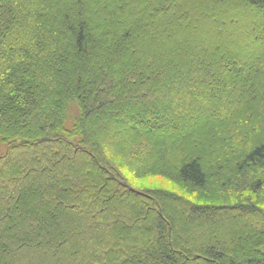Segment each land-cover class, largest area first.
<instances>
[{
    "label": "trees",
    "instance_id": "trees-1",
    "mask_svg": "<svg viewBox=\"0 0 264 264\" xmlns=\"http://www.w3.org/2000/svg\"><path fill=\"white\" fill-rule=\"evenodd\" d=\"M0 144V264H264V0H0Z\"/></svg>",
    "mask_w": 264,
    "mask_h": 264
},
{
    "label": "rangeland",
    "instance_id": "rangeland-1",
    "mask_svg": "<svg viewBox=\"0 0 264 264\" xmlns=\"http://www.w3.org/2000/svg\"><path fill=\"white\" fill-rule=\"evenodd\" d=\"M5 148L0 144V155L3 154ZM124 177L128 180V184L131 188L135 190H150V189H163L167 191H171L185 197L187 193L180 189L177 185H175L170 180H167L162 177H149L142 179H135L128 175L127 173H123Z\"/></svg>",
    "mask_w": 264,
    "mask_h": 264
}]
</instances>
